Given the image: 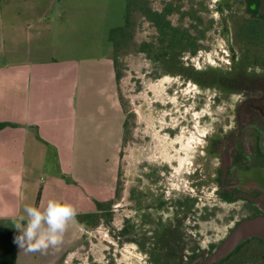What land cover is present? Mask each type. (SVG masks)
Listing matches in <instances>:
<instances>
[{"label":"rangeland","instance_id":"374dc122","mask_svg":"<svg viewBox=\"0 0 264 264\" xmlns=\"http://www.w3.org/2000/svg\"><path fill=\"white\" fill-rule=\"evenodd\" d=\"M35 1H38L35 12L27 14L37 27L38 36L30 41L32 48L38 50L33 54L34 58L77 61L81 71H78V79L82 81L78 108L73 109L76 123H70L64 141H57L59 149L51 146L45 152L40 151L38 165H33L29 174L32 180H41L48 191L40 209L46 207L49 200H58L72 204L77 213L91 212L95 210L94 201L113 199L117 188L119 198L112 207L110 225L85 230L74 220L69 223L59 246L50 247L44 253L20 250L18 264H148L147 245L145 251H141L137 244H120L115 238L127 219L133 225L139 224L138 220L145 224L146 227L139 225L138 228H143L137 232L139 236L145 233L144 230H150L143 222L146 216L140 219L135 214L133 196L139 193L141 203L145 204L146 194L149 196L151 192L164 197H188L196 193L201 197L197 213H201L204 206L212 210V188L207 185L197 188L198 180L194 175L200 170L204 174L206 138L223 121H233L234 108L240 97L201 89L178 76L159 75V69H153L144 55L136 53L121 59L123 77L117 86L112 85L113 49L109 35L123 25L125 0ZM218 1L152 0L151 5L154 10L167 3L175 8L180 6L178 13L171 17L177 25L181 22V25L191 26V20L182 16L191 8L205 26L212 22L213 27L206 35L208 44L204 42L208 51L201 54L197 66L203 68V60L206 66L227 72L231 35L228 32L222 34L220 21L227 13L216 11ZM25 16H17L16 22H23ZM227 27L233 26L227 23ZM151 33L150 27L142 24L136 40L145 41ZM126 115L130 120L126 141L123 139L121 143L114 135L118 137L119 125ZM66 149L76 151L77 161L87 166L89 173L75 176L69 172L60 173V161L63 160L58 157ZM97 167L101 175L95 173ZM76 180L87 181L85 200L71 188L70 184L77 183ZM39 188L35 192L34 206ZM157 219L168 222L171 220L169 211L152 218L153 221ZM187 222L184 229L189 246L196 243L194 235L207 244L223 238L231 226L229 223L218 228L213 223H200L192 227V219ZM16 235L18 231L12 223L0 222V264H14Z\"/></svg>","mask_w":264,"mask_h":264},{"label":"flooded vegetation","instance_id":"af4514ba","mask_svg":"<svg viewBox=\"0 0 264 264\" xmlns=\"http://www.w3.org/2000/svg\"><path fill=\"white\" fill-rule=\"evenodd\" d=\"M216 11L227 13L220 23L222 34L228 32L231 35L227 72L206 66L203 60V68L197 66L201 54L208 51L204 42L205 45L208 44L206 35L213 24L206 26L205 39L198 40L200 46L195 54L181 53V65L176 69V74L174 70L147 59L153 69H159V75L178 76L201 89L218 90L221 94H236L240 97L234 108L233 121H223L206 138L204 174L200 170L194 175L198 180L197 188L203 185L212 188V210L204 206L202 212L197 213L201 197H197L196 193L188 197H164L151 192L150 197L146 194L145 204L141 203L139 193L133 196L135 214L140 219L146 216V225L150 227V230L143 231L147 236L154 235L160 226L169 223L172 225L171 230L165 231L175 236L172 238L174 249L170 252L164 250L161 256L163 260H154L148 252V264H190L199 257H208L239 222L264 216V46L258 49L250 44L249 38L239 36L240 24L264 25V0H219ZM227 23H231L233 27L228 28ZM256 40L261 42L263 38ZM195 75L198 76L194 79L197 82L188 77ZM160 203L163 205L160 206ZM205 209L207 214L211 213L207 218ZM167 211L171 219L168 222L152 220ZM190 219L193 221L192 227L200 223H213L218 228H224L229 223L231 226L223 238L208 241L207 244L194 235L196 243L189 246L184 225L186 221L190 223ZM138 221L139 224L135 225L136 232L143 229L138 228L140 224L146 227L142 220ZM190 240L193 241L191 238ZM147 251L152 250L149 247ZM214 264H264V241L256 237L246 239L227 257Z\"/></svg>","mask_w":264,"mask_h":264},{"label":"crops","instance_id":"0c3cea01","mask_svg":"<svg viewBox=\"0 0 264 264\" xmlns=\"http://www.w3.org/2000/svg\"><path fill=\"white\" fill-rule=\"evenodd\" d=\"M37 3L35 0H0V123L9 124L0 130L2 223H11L13 217L22 214L24 206H34L35 192L39 187L40 208L48 191L41 180H32L29 174L32 166L38 165L41 150L45 152L51 146L59 149L57 141L66 139L65 132L68 134L70 123H76L73 109L77 110L80 99H77L82 82L78 79L79 62L38 60L33 56L38 50L32 48L30 41L38 34L32 17L27 14L35 12ZM22 14H26L23 22H16L17 16ZM110 76L112 85H115L112 65ZM122 123L118 137L114 135L118 142L121 141ZM75 152L66 149L59 153L58 159L63 160L60 161L62 168L59 167L61 174L89 173L88 167L77 161ZM95 173L101 175L99 167ZM76 181L70 184L71 188L84 196L81 200H85L87 181ZM15 249L14 264H18L21 252L17 245Z\"/></svg>","mask_w":264,"mask_h":264},{"label":"trees","instance_id":"16d2710c","mask_svg":"<svg viewBox=\"0 0 264 264\" xmlns=\"http://www.w3.org/2000/svg\"><path fill=\"white\" fill-rule=\"evenodd\" d=\"M125 4L126 13L123 25L112 30L109 35L113 49L111 65L115 86L118 85L120 79L123 77L120 61L128 55L132 53L142 54L146 59L151 60L152 63L161 65L162 67L165 66L169 70H174L173 72L176 74V69L181 65L179 60L181 53L190 52L195 54L200 46L198 40L205 39L207 28L192 8L182 15L183 17L187 16L191 20V26L188 27L181 25V22L178 25L174 24L171 19L181 9L180 6L175 8L172 4L167 3L161 8L154 10L151 5L152 0H125ZM142 24L150 27L152 33L147 40L138 42L136 40V33ZM239 32L240 37L249 38L250 44L256 46L258 49L264 46V25L240 24ZM256 38H263V40L258 42ZM188 77L192 80L198 78L196 75L192 76L193 78L191 76ZM194 81L197 82V80ZM117 99L121 104V109H123L119 96H117ZM129 120L130 116H124L121 143H123V139L126 141ZM8 125V123H0V130ZM118 194L119 190L117 188L113 199L104 202L94 201V211L77 213L75 220L80 227L90 230L102 224L110 225L113 218L111 210L116 199L119 198ZM39 199L40 193L36 199L35 207L38 206ZM159 205L162 206L163 204L160 203ZM188 213L189 210L186 211V214ZM205 213L207 214L208 211ZM209 215L211 213L207 214L206 218ZM143 222L146 223V219ZM171 227L172 225L169 223L168 225L160 226L158 232L154 235L147 236L146 233H142L139 236L135 230V225L131 224V220L127 219L115 238L120 241V244L135 243L141 251H145L147 245L152 250L148 252L153 256L154 260L160 261L164 259L161 257L164 254V250L170 252L174 249L172 247V238L174 239L175 236L166 233V229L171 230ZM159 232L164 233L161 234Z\"/></svg>","mask_w":264,"mask_h":264},{"label":"clouds","instance_id":"9594fccd","mask_svg":"<svg viewBox=\"0 0 264 264\" xmlns=\"http://www.w3.org/2000/svg\"><path fill=\"white\" fill-rule=\"evenodd\" d=\"M76 216L77 211L72 204L58 200H49L43 209L26 205L21 215L11 219L19 232L14 243L20 250L44 253L63 242L64 233Z\"/></svg>","mask_w":264,"mask_h":264},{"label":"water","instance_id":"95a60500","mask_svg":"<svg viewBox=\"0 0 264 264\" xmlns=\"http://www.w3.org/2000/svg\"><path fill=\"white\" fill-rule=\"evenodd\" d=\"M253 237L264 241V216L247 218L239 222L208 257H199L190 264H214L219 262L243 241Z\"/></svg>","mask_w":264,"mask_h":264}]
</instances>
